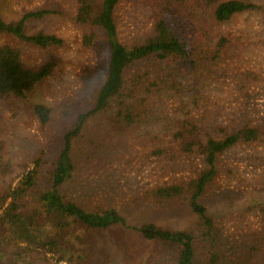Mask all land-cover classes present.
I'll list each match as a JSON object with an SVG mask.
<instances>
[{
  "label": "rangeland",
  "instance_id": "rangeland-1",
  "mask_svg": "<svg viewBox=\"0 0 264 264\" xmlns=\"http://www.w3.org/2000/svg\"><path fill=\"white\" fill-rule=\"evenodd\" d=\"M69 1H0V14L5 20L44 5L65 12L47 22L32 24L34 31L44 29L59 36L63 40L60 47L20 46L23 62L30 68L39 67L53 55L56 65L51 75L24 99H0V192L32 168V161L40 153L44 156L43 170L52 167L64 134L75 124L78 114L93 106L106 77L109 47L103 32L76 25ZM246 1L261 8L216 22L202 0H186L185 13L190 18L177 19L178 33L189 43L201 46L205 54L214 50L221 37L228 39L217 65L204 68L198 78L181 65H171L178 67L177 83L186 91L199 92L205 109L191 113L185 97L182 102L177 93L156 91L159 84L146 92L148 80L153 81L166 63L145 60L129 69V78L149 72L139 96L130 100L134 121L126 129L114 130L108 118L120 108L112 105L106 113L84 122L71 141L73 175L60 189L66 199L89 210L114 207L131 226L151 222L164 229L199 234L185 203L159 201L152 190L187 182L205 169L200 158L181 154L172 138L174 123L186 117L188 110L191 117L203 116L232 126L243 119L264 120V0ZM155 11L153 0H120L115 10L119 41L125 45L141 41L151 30ZM89 31L95 38L86 46L82 37ZM5 43L18 44L0 35V45ZM245 73L248 76L244 78ZM35 104L50 109L46 124L34 114ZM158 151L164 153L158 155ZM216 167L217 174L201 203L221 234L217 244L229 260L232 251H244L245 264H264V145H238L221 155ZM127 233L130 253H123L111 236L106 244L107 259L97 264H174L173 255L161 244L147 242L136 232ZM11 255L8 249L0 248V264H14L8 259ZM23 261L65 264L55 259L41 260L35 253Z\"/></svg>",
  "mask_w": 264,
  "mask_h": 264
},
{
  "label": "trees",
  "instance_id": "trees-1",
  "mask_svg": "<svg viewBox=\"0 0 264 264\" xmlns=\"http://www.w3.org/2000/svg\"><path fill=\"white\" fill-rule=\"evenodd\" d=\"M153 1L156 11L151 30L141 41L131 45L123 44L118 38L115 10L120 0L69 1L73 11L71 19L76 25L95 27L103 32L109 47L107 73L93 106L78 114L75 124L64 134L62 148L52 167L43 170L44 156L40 153L32 161V168L0 192V248L11 252L12 258L8 259L14 264L24 263V258L33 253L47 262L55 259L65 264H97L106 261V244L111 236L123 253H130L125 241L127 231L138 233L147 242L161 244L173 255L174 264L246 263L244 251L240 254L232 251L233 258H226L217 244L221 234L201 198L217 174L216 164L221 155L238 145H264V120L243 119L239 125L232 126L203 116H189L193 110L205 109L204 102L199 92L186 91L181 83H177L178 67L171 65H181L198 78L204 68L217 65L228 39L221 37L214 50L205 54L201 46L189 43L177 31V19L186 21L190 18L185 13L186 0ZM202 1L216 22H225L236 14L261 8L246 0ZM63 15L62 9L46 5L22 11L11 20H5L0 14V35L18 43L0 45V99H24L51 75L56 65L53 55L39 67L30 68L23 62L20 46L60 47L63 40L59 36L44 29L34 31L32 24ZM82 38L84 45L90 46L95 34L84 32ZM145 60L166 63L153 81L148 80L145 90L149 92L150 87L159 84L161 87L157 86L156 91L177 93L182 102L183 97L186 98L190 112L188 110L186 117L176 120L172 138L181 154L198 157L205 165L195 178L156 187L152 195L159 201L185 203L195 218L198 235L188 230L164 229L151 222L131 226L114 207L89 210L66 199L60 191L73 175L71 141L89 117L106 113L110 106L117 105L119 111L108 118L114 130L126 129L134 121L130 100L139 96L149 72L136 73L132 78L127 73ZM247 76V73L242 75ZM33 112L42 124L48 122L50 109L35 104Z\"/></svg>",
  "mask_w": 264,
  "mask_h": 264
}]
</instances>
